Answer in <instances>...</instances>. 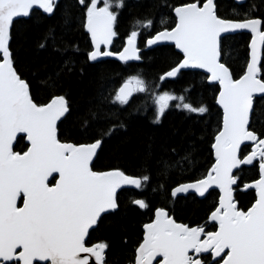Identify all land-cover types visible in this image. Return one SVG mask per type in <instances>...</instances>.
Returning a JSON list of instances; mask_svg holds the SVG:
<instances>
[{
    "label": "snow or ice",
    "instance_id": "snow-or-ice-1",
    "mask_svg": "<svg viewBox=\"0 0 264 264\" xmlns=\"http://www.w3.org/2000/svg\"><path fill=\"white\" fill-rule=\"evenodd\" d=\"M221 7L220 0H0V264H110L111 242L93 237L110 227L127 233L121 221L130 211L151 215L126 253L127 264H264V0L240 13L226 14ZM125 11L132 27L122 50L114 52L110 46ZM34 16L56 17L59 28L57 34L50 26L37 48L71 53L59 70L39 80L34 61L24 70L25 39L15 33L21 18ZM245 31V62L234 72L229 40ZM81 32L90 39L84 60L89 67L109 57L142 61L137 42L143 35L145 49L161 50L171 61L159 82L200 75L213 89L212 104L194 105L186 97L195 85L180 95L165 91L156 97L154 125L162 123L170 101L195 114L199 130L185 131L190 139L182 152L167 143L157 148L149 137L134 161L121 154L114 165L94 170L113 135L128 127L121 110L148 84L135 74L113 90L101 70L100 85L81 112L61 78L75 68V37ZM42 89L46 102L39 101ZM73 122L78 129L68 127ZM72 131L81 139H69ZM18 134L26 140L20 151L14 150ZM205 140L209 165L198 178L172 187L168 198L193 192L215 198L203 223L178 222L174 207L149 200V189L163 198L173 176L194 171ZM240 191L251 195L247 206H239Z\"/></svg>",
    "mask_w": 264,
    "mask_h": 264
},
{
    "label": "trees",
    "instance_id": "trees-1",
    "mask_svg": "<svg viewBox=\"0 0 264 264\" xmlns=\"http://www.w3.org/2000/svg\"><path fill=\"white\" fill-rule=\"evenodd\" d=\"M258 2L259 0H246L244 4L239 5L234 1L220 0L221 11L226 14L240 13L247 4ZM146 3L147 0H145ZM50 26L56 30L57 34L59 33V28L56 26V17L37 18L34 16L27 20H19L15 24V33L18 37L23 36L25 39L24 52L27 64L24 70L27 71L28 64L34 61L35 67L40 69L36 73L37 80L43 79L48 74L59 70L63 60L68 55H71V53L61 54L60 52L53 51L51 46L45 49L37 48V42ZM131 27L129 14L125 11L118 17V36L114 39L110 50L114 52L122 50L125 43L124 38L131 30ZM143 40L144 37L141 35L137 42L138 47L141 48L140 55L142 56V61L127 62L125 64L117 60L105 59L106 62L104 64L89 67L84 63V60L85 53L89 50L90 39L83 32L75 37V41L80 48L79 54L75 57L77 63L70 75L62 74L61 78L64 89L69 93L68 99L81 112L88 107L89 100L94 96L96 89L100 85L99 75L101 70H103L105 76V85L113 90L122 86L126 77L135 74H139L148 84V89L145 92L135 93L121 110L120 119L124 120L128 127L126 130H121L113 135L105 152L99 160L94 162V170H105L107 167L114 165L117 162V157L121 154L125 160L131 159L134 161L143 152L144 145L149 137L155 138L157 148L159 145L167 143L180 152L184 150L188 139H190V137L184 135L185 131L190 127L197 129V131L199 130V126L193 122L195 114L191 116L186 115L184 111L176 109L174 107L176 101H172L169 109L162 117V123L159 125L152 124L155 97L158 94H163L167 91L174 95H180L184 88L195 85L190 93H184L194 105L200 101L207 104L214 102L213 89L206 86L200 75H197L195 78L191 75H185L175 79H166L162 83L159 82L157 77L167 70L171 61L162 56L161 50L152 51L145 49L143 47ZM249 41L250 35L248 34L235 35L229 40V55L231 58L228 63L234 72L239 71L244 65ZM81 67L84 68L82 76L79 73ZM48 98V92L42 89L39 94V101L46 102ZM137 106H139L140 110L134 112L133 109ZM213 121H215V116L213 117ZM68 127L78 129L79 125L73 122ZM68 138L71 140L81 139L75 131L70 132ZM24 146L25 140L19 139L14 150L20 151ZM199 147V163L196 169L185 176H173L165 185L163 198L159 190L156 193H152L149 189V200L155 206H167L170 209L174 207V218L178 222L189 223L192 220H197L203 223L205 212L215 198V193L209 196L207 200H200L195 195H187V199L177 197L174 201L168 198L169 190L172 187L178 183L186 182L188 179L198 178L209 165L211 161L209 143L205 140ZM244 174L250 175L251 173L246 172ZM236 195L239 200V206L244 207L249 204L251 200L250 194L240 191ZM150 215L151 213L147 212L141 214L138 211H130L127 213V218L121 221L122 224L128 225L127 233L122 232L119 227H110L94 235V239H106L111 242V249L107 257L110 264H127L128 257L126 253L131 251L135 240L141 234V224L148 222ZM125 236H127V244L123 242Z\"/></svg>",
    "mask_w": 264,
    "mask_h": 264
},
{
    "label": "water",
    "instance_id": "water-1",
    "mask_svg": "<svg viewBox=\"0 0 264 264\" xmlns=\"http://www.w3.org/2000/svg\"><path fill=\"white\" fill-rule=\"evenodd\" d=\"M227 1H234V2H236V0H227ZM245 2H246V0H244V3H245ZM239 5H242V4H239ZM22 19L27 20V19H29V18H21L20 20H22ZM242 34H248V35H250V34L247 33L246 31L243 32ZM111 46H112V45H111ZM111 46H110V48H111ZM147 50H149V49H147ZM104 59H113V60H117V61H118V59L115 58V57H109V58H104ZM130 62H133V61H130ZM203 71H204V70H199V72H201V73H203ZM169 79H175V78H169ZM134 94H135V93H134ZM134 94H133V95H134ZM133 95L130 97V99L133 97ZM130 99H129V100H130ZM22 135H24V134H18L17 142H18V140L20 139V136H22ZM17 142L14 143V149H15V147H16V145H17ZM25 143H26V140H25ZM94 162H95V161H94ZM53 175H57V174H53ZM49 179L51 180V177H50ZM187 195H195V196H197V198H199L200 200H203V198L198 197V195L195 194L194 192H193V193H190V194H177V197L187 196ZM154 264H155V262H154Z\"/></svg>",
    "mask_w": 264,
    "mask_h": 264
},
{
    "label": "rangeland",
    "instance_id": "rangeland-1",
    "mask_svg": "<svg viewBox=\"0 0 264 264\" xmlns=\"http://www.w3.org/2000/svg\"><path fill=\"white\" fill-rule=\"evenodd\" d=\"M157 97V96H156ZM156 97H155V101H156ZM172 101H170V103H171Z\"/></svg>",
    "mask_w": 264,
    "mask_h": 264
},
{
    "label": "bare ground",
    "instance_id": "bare-ground-1",
    "mask_svg": "<svg viewBox=\"0 0 264 264\" xmlns=\"http://www.w3.org/2000/svg\"><path fill=\"white\" fill-rule=\"evenodd\" d=\"M228 5V4H227Z\"/></svg>",
    "mask_w": 264,
    "mask_h": 264
}]
</instances>
